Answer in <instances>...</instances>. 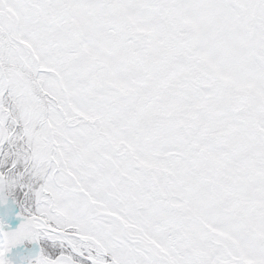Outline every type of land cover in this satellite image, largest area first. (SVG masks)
<instances>
[{
    "label": "snow or ice",
    "instance_id": "snow-or-ice-1",
    "mask_svg": "<svg viewBox=\"0 0 264 264\" xmlns=\"http://www.w3.org/2000/svg\"><path fill=\"white\" fill-rule=\"evenodd\" d=\"M0 264H264V0H0Z\"/></svg>",
    "mask_w": 264,
    "mask_h": 264
}]
</instances>
